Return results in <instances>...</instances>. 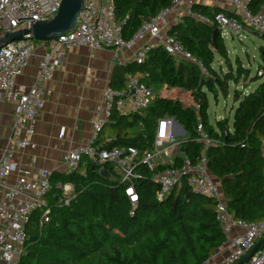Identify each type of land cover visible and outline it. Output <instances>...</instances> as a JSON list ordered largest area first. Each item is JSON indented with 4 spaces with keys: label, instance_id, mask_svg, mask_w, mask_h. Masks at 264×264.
<instances>
[{
    "label": "trees",
    "instance_id": "1",
    "mask_svg": "<svg viewBox=\"0 0 264 264\" xmlns=\"http://www.w3.org/2000/svg\"><path fill=\"white\" fill-rule=\"evenodd\" d=\"M262 1L250 0L249 4L257 10ZM170 3L171 0H113L122 37L129 40L143 22ZM191 10L211 19L220 12L234 16L219 7L209 9L194 4ZM215 27L186 16L166 31L202 63L208 71L206 77L196 65L176 61L161 48L148 50L141 64L134 62L120 72L119 85L111 89L123 90L124 75L140 72L158 94L143 116L121 115L113 109L106 126L115 132L114 139L101 148L133 147L140 155L151 151L158 120L172 118L187 135L181 151L192 162L204 154L209 173L221 186L229 213L236 219L263 222L264 157L260 146L264 136V81L246 95L233 91L237 105L231 131L227 118L215 121L214 127L209 125L204 88L227 96L230 81L237 85L242 77L243 81L249 78L238 60L235 73L230 68L222 75L213 70L215 55L229 66L222 38L212 43ZM261 60L264 64L263 50ZM263 75L261 66L253 80ZM198 123L218 144L204 148L196 141ZM84 163L71 173L50 174L51 189L45 196L51 209L50 221L40 226L43 210L33 213L18 264H201L225 242L216 220L215 201L195 194L185 178L159 202L153 173L143 166L136 167L141 178L133 183L138 203L132 210L123 193L124 184L112 166H103L111 175L105 179L99 174V165ZM65 185L73 191L67 204L59 203L60 187Z\"/></svg>",
    "mask_w": 264,
    "mask_h": 264
},
{
    "label": "built area",
    "instance_id": "2",
    "mask_svg": "<svg viewBox=\"0 0 264 264\" xmlns=\"http://www.w3.org/2000/svg\"><path fill=\"white\" fill-rule=\"evenodd\" d=\"M197 1L219 7L228 5L234 16L220 12L211 19L194 13L191 6ZM61 3L62 0H0V35L29 28L32 22L52 19ZM182 5H185L187 17L209 26L215 25L220 37L223 31L239 37L240 33L250 30L264 36V0L260 11L256 13L250 10L249 0H171L167 8L143 22L129 40L122 37L113 0H82L78 22L70 32L50 41L18 40L0 48V103L13 105V123L0 154V264H18L27 240V225L33 213L43 210L40 226L50 221L51 209L45 201L51 189L50 173L41 170L32 176L29 170L18 167L15 156L36 147L33 137L39 113L45 103V85L60 67L62 54L83 46L97 50L130 48L135 42L148 37L151 43L137 52L136 63L141 64L146 52L156 47L176 61L196 65L201 75L206 77L208 71L202 63L166 32L170 15ZM38 47H44L45 50L40 56L33 83L27 87L17 85V79L23 75ZM155 98L152 89L136 77H130L123 90L104 89L101 103L93 111L90 120V142L68 151L64 156L65 165L69 173L78 169L85 160L101 168L106 164L113 166L120 176V182L124 184L123 193L132 210L138 203L133 183L141 178L136 167L143 166L153 173L152 181L158 186L156 196L159 202L185 178L195 194L215 201L216 220L225 238L226 253L201 264H236L264 237V221L248 222L236 219L229 213L221 186L209 173L204 154L192 162L181 151L185 139H177L172 132V118L158 120L153 148L141 155L133 147L102 149L96 144L104 126L110 121L113 109L143 116ZM196 131V141L203 143L204 148L218 144V141L203 132L201 123L197 124ZM260 147L264 149V136ZM159 166L163 168L161 171H158ZM13 174L16 176L10 181ZM63 188L66 189V186ZM60 203L67 204L68 201L66 199ZM243 264H264V245Z\"/></svg>",
    "mask_w": 264,
    "mask_h": 264
},
{
    "label": "crops",
    "instance_id": "3",
    "mask_svg": "<svg viewBox=\"0 0 264 264\" xmlns=\"http://www.w3.org/2000/svg\"><path fill=\"white\" fill-rule=\"evenodd\" d=\"M250 4L251 11H255V13L260 11L261 5L255 10V6ZM195 5L209 9L216 7L205 1H197ZM219 8L226 13L231 11L227 5ZM186 16L185 5H182L170 15L167 30ZM150 43L151 40L146 37L130 48L97 50L83 46L64 52L61 56L60 67L54 73L52 80L45 85V103L39 113L33 137L36 147L33 150H24L16 154L15 162L18 167L29 170L32 176H36L41 170L48 171L50 174L69 173L64 156L71 149L90 142L92 135L90 120L93 111L101 103L102 91L118 86L120 72L127 65L136 62V53ZM44 50V47H38L35 50L23 75L17 79V85L27 87L33 83L38 72L40 56ZM130 77H136L145 82L144 74L137 72L124 75V83ZM118 113L121 115L132 114L121 111ZM12 123L13 105L0 103V154L6 144ZM170 125L176 137L185 135V139L187 138L185 131L184 133L180 132V127L173 123ZM229 131L231 130L229 129ZM114 135L113 129L105 125L98 136L97 146L102 147L105 143L111 142ZM261 152L264 157V149L261 148ZM112 168L113 172L119 176L117 170L113 166ZM81 169L84 171V167ZM161 169L162 166H159L158 170ZM15 176L13 174L10 181H13ZM66 189L71 191L72 187L66 185ZM225 253L224 242L211 258H220Z\"/></svg>",
    "mask_w": 264,
    "mask_h": 264
},
{
    "label": "rangeland",
    "instance_id": "4",
    "mask_svg": "<svg viewBox=\"0 0 264 264\" xmlns=\"http://www.w3.org/2000/svg\"><path fill=\"white\" fill-rule=\"evenodd\" d=\"M222 33H223V36L221 37L222 43L227 51L226 56L229 61V66L226 65V63L221 57L215 55L214 63L212 64L213 70L217 74L220 73L222 75V72L224 74L228 72L229 71L228 68H230L231 72L235 73L236 61L238 60L241 63L242 69L246 70L249 73L248 76L249 78L246 81H243V77H242L237 85H234L232 81L228 83L227 96H224L220 91L216 90L215 93H211L207 91L206 88H204L208 99L207 119L209 125L214 127L215 121L222 122L227 118L229 120L228 127L231 130L232 116L234 109L236 108L237 105V102H234L233 91L236 90L239 93H242V95H246L250 92H253L256 89V87L261 82L264 81V75L260 76L256 80H253V77L256 75L257 70L261 66L264 67V64L261 60V50L264 51V38H262L263 36L256 34L252 30L248 32L240 33L239 37L233 36L231 33L227 31H223ZM149 87L152 89L155 95L158 94V91L155 87L152 86ZM202 129H203V125H202ZM203 132L207 134V132L204 129ZM184 136L185 135H179L177 139L183 140L185 139ZM84 162L83 164H85ZM63 187L64 186H62L61 189L63 191L60 202H63L66 199L69 202V198H71L73 191L64 189Z\"/></svg>",
    "mask_w": 264,
    "mask_h": 264
},
{
    "label": "water",
    "instance_id": "5",
    "mask_svg": "<svg viewBox=\"0 0 264 264\" xmlns=\"http://www.w3.org/2000/svg\"><path fill=\"white\" fill-rule=\"evenodd\" d=\"M82 0H62L58 13L50 20L32 22L29 28L4 32L0 35V48L10 42L18 40L50 41L70 32L78 22V15L81 10ZM219 30L214 28L212 31V43L215 45ZM173 124L180 127V132L184 133L183 128L174 120ZM99 174L105 179L110 178V174L105 168L99 170ZM32 241L33 238H30ZM264 245V237L236 264H243Z\"/></svg>",
    "mask_w": 264,
    "mask_h": 264
}]
</instances>
